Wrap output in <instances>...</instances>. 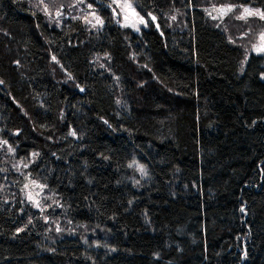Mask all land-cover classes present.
I'll list each match as a JSON object with an SVG mask.
<instances>
[{
    "label": "trees",
    "instance_id": "1",
    "mask_svg": "<svg viewBox=\"0 0 264 264\" xmlns=\"http://www.w3.org/2000/svg\"><path fill=\"white\" fill-rule=\"evenodd\" d=\"M90 1L0 0V264H264V54L206 12L264 0Z\"/></svg>",
    "mask_w": 264,
    "mask_h": 264
},
{
    "label": "rangeland",
    "instance_id": "2",
    "mask_svg": "<svg viewBox=\"0 0 264 264\" xmlns=\"http://www.w3.org/2000/svg\"><path fill=\"white\" fill-rule=\"evenodd\" d=\"M33 5L41 9L47 19L54 24L61 25L65 17L69 15L79 16L93 30L103 26L104 20L97 10L96 4L90 0H30ZM120 16V21L135 31H141L148 25L147 17L138 9L135 0H110ZM247 9L248 12L244 10ZM206 12L225 27L227 31L245 42L251 53L264 54V19L259 15L249 13H264L259 6L235 5L230 3L211 4L206 7ZM237 17H243L238 19ZM264 79V73H262ZM142 176L146 174V168L139 162H135ZM25 198L35 207L43 205L46 196L45 185L29 178L24 189Z\"/></svg>",
    "mask_w": 264,
    "mask_h": 264
},
{
    "label": "snow or ice",
    "instance_id": "3",
    "mask_svg": "<svg viewBox=\"0 0 264 264\" xmlns=\"http://www.w3.org/2000/svg\"><path fill=\"white\" fill-rule=\"evenodd\" d=\"M245 12H248L247 9L244 10ZM253 14H256V15H259L261 19H264V13H249V15H253ZM238 19H242L243 17H237ZM154 19V18H153ZM262 39H264V37H262ZM74 134V133H73Z\"/></svg>",
    "mask_w": 264,
    "mask_h": 264
}]
</instances>
